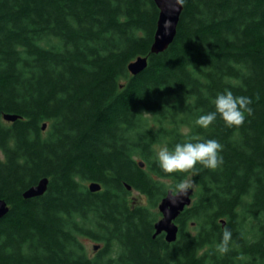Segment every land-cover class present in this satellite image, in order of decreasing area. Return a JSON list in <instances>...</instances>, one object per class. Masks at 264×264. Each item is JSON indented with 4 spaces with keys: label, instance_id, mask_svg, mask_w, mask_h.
I'll list each match as a JSON object with an SVG mask.
<instances>
[{
    "label": "trees",
    "instance_id": "trees-1",
    "mask_svg": "<svg viewBox=\"0 0 264 264\" xmlns=\"http://www.w3.org/2000/svg\"><path fill=\"white\" fill-rule=\"evenodd\" d=\"M182 1L155 54V0H0V264H264V0ZM225 89L253 114L196 125ZM193 137L217 140L223 164L165 174L159 149ZM185 179L193 201L169 242L154 236L158 207Z\"/></svg>",
    "mask_w": 264,
    "mask_h": 264
},
{
    "label": "clouds",
    "instance_id": "clouds-1",
    "mask_svg": "<svg viewBox=\"0 0 264 264\" xmlns=\"http://www.w3.org/2000/svg\"><path fill=\"white\" fill-rule=\"evenodd\" d=\"M182 2V0H181ZM215 111L203 114L195 120V124L207 129L219 116L225 125L231 127H241L248 116L253 114L252 99L247 96H235L232 91L225 89L223 93H218L213 101ZM148 114V113H143ZM192 141L178 143L174 150L162 147L156 153L160 168L165 174L188 173L196 166L211 170H216L223 164V157L220 154L223 146L215 139L200 141L198 137H193ZM194 188L191 180L185 179L175 185L170 192V198L175 202L181 196H187L189 190ZM232 241V232L225 227L222 232L221 242L216 246V251L221 255L229 251V244Z\"/></svg>",
    "mask_w": 264,
    "mask_h": 264
},
{
    "label": "water",
    "instance_id": "water-1",
    "mask_svg": "<svg viewBox=\"0 0 264 264\" xmlns=\"http://www.w3.org/2000/svg\"><path fill=\"white\" fill-rule=\"evenodd\" d=\"M160 9L157 30L154 36L151 52L160 53L165 51L174 41L177 34V28L180 17L184 8L183 1L181 0H155ZM148 65V57L140 56L129 65V70L132 74L136 75L143 71ZM4 118L9 121H15L18 116L13 114H5ZM46 129V123L43 126ZM142 166L144 163H140ZM49 178H42L38 184L30 187L25 191L24 197L31 198L44 194L47 190ZM92 191H98L102 187L99 183L92 182L89 184ZM131 189V186L128 185ZM168 191L165 197L159 204V210L162 213V218L155 224L156 232L154 236L164 232L166 239L169 242L175 241L178 236L179 226L175 222L180 213L192 203L193 189L189 190L187 196H181L175 202L170 198ZM9 206L5 200H0V219L6 215Z\"/></svg>",
    "mask_w": 264,
    "mask_h": 264
},
{
    "label": "rangeland",
    "instance_id": "rangeland-1",
    "mask_svg": "<svg viewBox=\"0 0 264 264\" xmlns=\"http://www.w3.org/2000/svg\"><path fill=\"white\" fill-rule=\"evenodd\" d=\"M169 184H172L173 181L168 180ZM194 189V188H193ZM133 198L138 201L139 203H147V198L145 196H141V194L134 192ZM84 243L87 246V249L89 251L90 254H94V252L96 251L95 249V245H98V243L88 239V238H83Z\"/></svg>",
    "mask_w": 264,
    "mask_h": 264
},
{
    "label": "flooded vegetation",
    "instance_id": "flooded-vegetation-1",
    "mask_svg": "<svg viewBox=\"0 0 264 264\" xmlns=\"http://www.w3.org/2000/svg\"><path fill=\"white\" fill-rule=\"evenodd\" d=\"M141 196H144V195H141ZM145 197H146V196H145ZM136 202H138V201H136ZM158 210H159V209H158ZM160 214H161V213H160ZM161 217H162V214H161L160 218H161ZM160 218H159V219H160ZM159 219H158V220H159Z\"/></svg>",
    "mask_w": 264,
    "mask_h": 264
}]
</instances>
